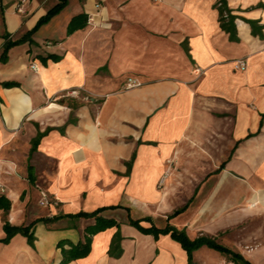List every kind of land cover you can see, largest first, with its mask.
<instances>
[{
	"label": "crops",
	"instance_id": "0c3cea01",
	"mask_svg": "<svg viewBox=\"0 0 264 264\" xmlns=\"http://www.w3.org/2000/svg\"><path fill=\"white\" fill-rule=\"evenodd\" d=\"M17 2L0 0V58L34 34L0 61V264H60V243L95 223L70 216L102 208L118 225L69 264H236L207 246L191 263L171 235L130 221L264 264V0H68L41 25L59 0H28L24 14ZM82 14L87 25L69 34ZM43 192L56 205L42 207ZM6 224L34 243H5Z\"/></svg>",
	"mask_w": 264,
	"mask_h": 264
},
{
	"label": "trees",
	"instance_id": "16d2710c",
	"mask_svg": "<svg viewBox=\"0 0 264 264\" xmlns=\"http://www.w3.org/2000/svg\"><path fill=\"white\" fill-rule=\"evenodd\" d=\"M68 0H59V4L51 10L48 15L40 22L39 25L46 23L49 21L55 14L60 12L66 5ZM220 15H221V25L222 28L230 33L231 39L237 40V31L236 26L234 24L235 18L230 16V11L227 10L226 5L224 2H222V7L220 8ZM227 15L228 18H225ZM87 25V17L85 15H79L74 17L68 26V33L71 34L76 30L82 29ZM251 27L253 30V34L255 36L263 37L262 34V28L258 26L256 22H251ZM34 34V31L26 34L23 38L17 41H11L8 40L5 45V52L4 55L0 58V61H5L6 59V53L8 50L16 45H20L25 42H32V36ZM8 38V36H7ZM53 56H49L47 58H41L44 62H46L48 59H51ZM54 59V58H53ZM44 135L39 134L38 137L33 141V148L32 152H35L37 150L38 144L40 140L42 139ZM106 208L98 209L92 213H80L74 216H70L71 218H85V219H93L95 223L93 225H90L85 230V237L83 241L78 243L77 245H70V249L65 248V243H60V248L62 249V256L63 259L60 264H69L73 261L83 259L89 256L91 253V245H92V237L96 234L103 232L109 228L117 226V222L113 219H107L101 216V214L106 211ZM57 220L53 219H44L43 221L47 224L53 223ZM133 225L139 227L141 231L145 234H153L156 237H159L160 235H171L173 239H175L177 242H179L182 247L188 252L189 254V260L192 263V255L195 250H197L200 247L207 246L210 248H214L219 250L220 252L224 253L231 262H234L236 264H248L247 261L244 260L242 256L239 254H236L234 252H231L227 248L219 245L216 240L209 238V237H200L196 240H191L187 233L184 231H180L177 228L173 227L172 225H167V227L160 229L154 225H152L149 228H144L140 226V221H130ZM5 232H6V238L4 240L5 243H8L16 234H23L26 237H28L29 242L31 244L34 243V234L31 232L30 228H17L12 227L8 224L5 225ZM118 241V238L116 237L113 241V254L118 255V251H115L116 248L114 246L116 245V242Z\"/></svg>",
	"mask_w": 264,
	"mask_h": 264
},
{
	"label": "built area",
	"instance_id": "2783aa9c",
	"mask_svg": "<svg viewBox=\"0 0 264 264\" xmlns=\"http://www.w3.org/2000/svg\"><path fill=\"white\" fill-rule=\"evenodd\" d=\"M27 1L28 0H18V2L16 3V9H17L18 13H20V14H24L25 13L24 5L26 4ZM246 66H247V63L245 61H238L235 68H236V70L242 71V70H245ZM31 67L35 71L38 69V65L37 64H32ZM137 86H140V83L135 82V81H129L128 84H127V88L128 89H131V88H134V87H137ZM68 96L78 98V97H80V92L78 90H73V91L68 93ZM40 205L42 207H45V208H50L53 205H56V203L53 202V200H51L49 198L47 193L43 192L42 196H41V200H40Z\"/></svg>",
	"mask_w": 264,
	"mask_h": 264
}]
</instances>
